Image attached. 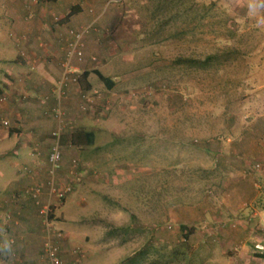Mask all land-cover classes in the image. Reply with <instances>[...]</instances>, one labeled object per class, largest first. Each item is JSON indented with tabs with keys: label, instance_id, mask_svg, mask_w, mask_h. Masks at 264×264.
Listing matches in <instances>:
<instances>
[{
	"label": "rangeland",
	"instance_id": "1",
	"mask_svg": "<svg viewBox=\"0 0 264 264\" xmlns=\"http://www.w3.org/2000/svg\"><path fill=\"white\" fill-rule=\"evenodd\" d=\"M45 2L0 0L4 57L10 58L15 45L22 42L19 26L27 18L36 22L41 8L50 9ZM252 2L102 0L101 5L89 6L87 12L94 17L99 14L102 24L94 25L97 35L115 50L104 73L126 74V85L120 89L126 96L116 101L111 96L112 100L81 114L95 122L96 148L70 154L64 166L66 175H60L62 169L58 177L73 186L72 192L62 202L51 203L48 221L32 200L40 232L24 244L25 252L15 249V255L5 253L3 247L5 241L10 249L18 242L1 238L0 264L11 260L14 264H54L45 251L48 242L58 246L59 264H113L145 247L150 250L146 261L176 249L181 259L176 258L178 264H264V254L263 262L257 261L251 246L253 240L263 238L260 222H248L242 226L247 233L240 235V223L228 221L231 217H224L215 206L208 211L209 201L221 193L220 187L211 188L214 182L235 180L236 169H227L239 160L232 153L233 144L245 153L252 152L249 140L241 145L236 142L241 126L260 119L264 122V23L257 24L264 20V10L250 13ZM41 17L47 22L62 20L53 14ZM144 81V104L135 109L137 99L131 93ZM159 118L160 126L154 124ZM255 136L256 132L248 135ZM14 138H5L3 149L13 147L9 142ZM260 138L264 142V131ZM263 142L258 146L264 150ZM216 152L227 157L226 165L214 167L216 161L211 158ZM262 154L255 159H262ZM71 158L78 160L76 174L69 169ZM160 162V175H155ZM5 176L1 184L14 178ZM143 181L144 191L127 189ZM160 181L162 188L155 192L153 186ZM36 183L21 186L16 196L21 199ZM50 197L47 188L42 190L40 204L48 203ZM78 207L85 210L81 227L75 236L70 237V232L64 239L68 234L58 224H75L82 213ZM206 212L214 217H204ZM181 223L192 227L186 238L180 232ZM15 229L18 241H23L20 236L25 229L18 232L19 224ZM58 231L61 236H56ZM33 243L38 253L31 249ZM146 261L139 259L134 264Z\"/></svg>",
	"mask_w": 264,
	"mask_h": 264
},
{
	"label": "crops",
	"instance_id": "2",
	"mask_svg": "<svg viewBox=\"0 0 264 264\" xmlns=\"http://www.w3.org/2000/svg\"><path fill=\"white\" fill-rule=\"evenodd\" d=\"M101 4L102 0H46L44 5L49 6L50 9L41 8L37 13L36 22L33 18L30 20L27 18V21H25L27 23L19 26L22 42L18 43V47L15 45L16 49L10 58L4 57V54L1 53V49L3 50L5 46L1 45L0 40V72L4 73L0 74V86L3 87L2 93H0L2 94L0 97V116L3 117L0 118V122L2 119L9 121V126H3L0 123V182L6 180L5 175L14 176L8 183H0V239L6 238L18 242L13 249L7 252L9 255H15V249L19 250L20 253L25 252L27 250L26 242L35 239L37 237L36 233L40 232L37 230L39 221L33 209V199L27 193H25L26 195L22 193L21 199H19L16 196L17 190L22 191L24 187L21 186L30 181H39L36 185L44 183L48 171V154L55 141H58L62 151L64 166L70 159L72 152L83 153L87 148H96L95 138L90 145L71 143L73 132L82 130L92 131L95 134L93 126L95 122L92 124L90 117L81 114H86L87 110L95 109L99 103L112 100L110 99L111 96H114L115 101L123 100V97L126 96L125 93L122 96L120 91L126 85V74L104 73L103 67L111 62L115 50L108 45V42L101 35H97L98 28H94V25L96 23L102 25L99 14L94 17L93 14L87 12V10H90V5L97 6ZM71 6H77L79 10L64 19L63 17L69 13ZM51 14L55 15V19L56 15L62 17V20L55 23L50 19L47 22V19L43 21L42 17L39 18L42 15L50 17ZM71 32L82 34L83 57L81 60L75 57L70 59L75 70L73 75L77 76L78 83H70L63 88L64 93L62 96H58L56 87L63 72L64 62L67 59L66 47L68 41L72 38ZM94 53L103 55L98 57L96 54L93 55ZM84 71L87 72L85 77L82 75ZM96 71H99L108 80L111 79L110 84L113 86L108 88L109 82L101 79ZM139 87L141 88L131 93L135 95L134 99H137V102H134L135 109L144 104L142 96H144L147 81L142 82ZM128 107L132 108L130 105ZM56 108L62 112L61 121L54 113ZM154 124L160 126V118ZM135 125L138 126L139 122L136 121ZM246 125V128L241 126L236 142H240L241 145L244 141L249 140L253 143L252 152L245 153L242 147H235L234 144L233 147L231 146L233 155L238 156L239 160H235L236 164H233L232 167L228 166L227 169H236L234 171L235 180L231 182L230 179L222 178V181L220 179L218 182H214L215 185L211 188L215 190L220 187L219 191L221 193L215 201H209L208 211H211L212 206H215L224 217H231L228 221H237V223H240V227L248 222L251 223V221H258L264 226V210H258V216H256L247 207L255 200L264 184H262L259 174L249 170L250 165H247L248 162H246L247 160L249 163L252 160L264 161V156L262 159H255L260 158L264 151L263 148L258 146L263 142L259 137L264 131V122L261 123L260 119V121L252 122L251 125L249 123ZM248 128H252V130L249 131ZM57 130L59 135L54 137L52 132ZM246 130L248 135L256 132L258 138L256 136L253 139L248 137L247 134H244ZM11 136L12 139L15 137L12 142H9L13 147L3 149L7 143L5 138L8 140ZM227 141H230L229 137ZM222 158L224 156L216 152V157L211 158L213 163L216 161L214 167L219 168L221 165H226L227 157L224 158L225 162ZM82 163L87 164L85 161ZM62 169L60 175L65 176L68 168L63 167ZM154 172L155 175H160L161 162ZM253 174L257 177L255 175L254 177ZM257 178L259 180H256ZM73 179L76 181L78 178L74 176ZM144 186L145 182L143 181L142 183L138 182L136 187L127 186V189L136 188L135 190L144 191ZM153 187L155 192H160L162 188L161 181ZM74 198L76 200V195ZM79 210L82 213L80 217L75 219V224H58L68 234V236H63L64 239L69 238L70 232V237L75 236L74 234H77V230L81 227L85 210L83 208L82 210L79 208ZM8 211L10 214H8ZM12 213L13 216L17 214L18 216L12 217ZM209 214H211L210 217H214L212 212H206L204 217H209ZM15 224H19L22 228L18 232L23 233V229H25V234L20 236L23 241H18ZM243 230L244 227L240 228V235H243V232L244 234L247 233ZM31 249L35 253L39 252L34 243L31 244ZM9 262H11L9 264H14L12 260ZM113 264H116V262Z\"/></svg>",
	"mask_w": 264,
	"mask_h": 264
},
{
	"label": "built area",
	"instance_id": "3",
	"mask_svg": "<svg viewBox=\"0 0 264 264\" xmlns=\"http://www.w3.org/2000/svg\"><path fill=\"white\" fill-rule=\"evenodd\" d=\"M72 38L68 41V45L66 47V55L67 59L64 62L63 65V72L61 74L60 80L58 82V85L56 87V93L58 96H62L64 93L63 88L67 87L70 83H78L77 76L73 75L75 72L73 65L70 62V59L72 57L77 58L78 60H81L83 57V51H82V34L80 32H71ZM54 113L56 117L61 121L62 119V112L58 108L54 109ZM3 126H9V121L7 119H2L0 122ZM52 135L54 137H57L59 135V131H53ZM72 159V158H71ZM48 162V171L47 176L44 180L43 184H39L35 186H32L27 193L31 196V198L36 201L39 204V212L44 217V221H48V214L50 211L51 203H59L62 202L67 195H69L72 190L73 186L70 183H63L59 181L58 174L64 167L63 162V154L59 147L58 141H55L53 145L51 146V149L48 154L47 158ZM71 167L69 169L73 171L75 174L78 173L76 171L78 160L77 158H73L70 163ZM249 170L251 172H256L260 175V180L262 184H264V161H253L250 164ZM44 187V188H43ZM48 189V192L50 193V199L49 202H43V204H40V193L42 189ZM250 205V204H249ZM257 209H253L251 212L258 216ZM261 236L263 238L255 239L251 242L253 256L257 261L263 262V258H261L259 255L264 254V226H261ZM61 236L60 232L56 233V236ZM45 251L48 255V257L51 259V261L54 264H59L60 259L58 256V246H56L53 243H46L45 244ZM236 251H239L238 247L234 248Z\"/></svg>",
	"mask_w": 264,
	"mask_h": 264
},
{
	"label": "trees",
	"instance_id": "4",
	"mask_svg": "<svg viewBox=\"0 0 264 264\" xmlns=\"http://www.w3.org/2000/svg\"><path fill=\"white\" fill-rule=\"evenodd\" d=\"M51 1H56V0H51ZM79 7L77 6H71L69 13L64 17V19H66L68 16H70L71 14H73L74 12L78 11ZM96 74L103 79L104 81L109 82L108 88H111L113 85L110 84L111 79L108 80L107 77L103 76L99 71H96ZM83 77H85L87 75V72L84 71L82 73ZM95 138V134L92 131H77V132H73L71 135V143L72 144H77V145H90L93 143ZM260 193H258V197H256V199L250 204L247 205V207H249V209L252 211L253 209H257V210H261L264 209V205L262 202L263 196H264V185L261 187V190L259 191ZM50 218L52 217V214H50L49 216ZM179 229L180 232L184 235L183 237H188V235H190L192 233V227L188 226L186 224H180L179 225ZM150 253V250L145 247L142 250L138 251L137 253H135L134 255L124 258L122 260H120L118 263L116 264H134L137 263L139 259H142L144 261H146V255ZM261 258H263L262 255H259ZM176 258L179 259V254L177 253L176 249H172L169 252V255H160L159 258L156 259H150L146 262H143L141 264H178V262H176ZM181 260V259H179Z\"/></svg>",
	"mask_w": 264,
	"mask_h": 264
},
{
	"label": "clouds",
	"instance_id": "5",
	"mask_svg": "<svg viewBox=\"0 0 264 264\" xmlns=\"http://www.w3.org/2000/svg\"><path fill=\"white\" fill-rule=\"evenodd\" d=\"M264 10V0H253V2L249 5L250 13L255 14L256 12ZM261 23H264V20H258L257 24L260 26ZM10 250V245L7 241H5L3 251L6 253Z\"/></svg>",
	"mask_w": 264,
	"mask_h": 264
}]
</instances>
